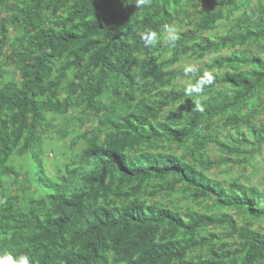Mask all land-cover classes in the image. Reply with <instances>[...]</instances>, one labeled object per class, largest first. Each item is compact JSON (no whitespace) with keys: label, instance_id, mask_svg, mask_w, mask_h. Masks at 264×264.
I'll return each instance as SVG.
<instances>
[{"label":"trees","instance_id":"1","mask_svg":"<svg viewBox=\"0 0 264 264\" xmlns=\"http://www.w3.org/2000/svg\"><path fill=\"white\" fill-rule=\"evenodd\" d=\"M250 1L147 0L138 7V0H0V252L27 253L34 264H264V233L252 222L210 211L183 217L135 197L149 181L167 179L212 198L218 209L264 220V189L227 186L204 172L219 163L211 143L224 152L264 148V127L249 115L264 95V55L248 51L264 43V16L247 12ZM230 9H243L230 29L205 36ZM165 24L180 29L174 45L165 41ZM146 29L157 33L155 46L143 47ZM186 54L217 57L192 71L169 69ZM180 76L192 79L180 97L161 93ZM137 88L159 90L157 98L137 96ZM109 94L123 104L116 118L103 114ZM172 101L185 112L181 125L171 117L155 121ZM79 106L102 116L108 131L89 138L51 178L44 124ZM219 120L236 130L239 147L208 130ZM164 138L189 145L188 157L147 150ZM27 155L43 192L38 198L12 163ZM210 229L221 231L203 235ZM193 246L208 247V255L194 258Z\"/></svg>","mask_w":264,"mask_h":264},{"label":"rangeland","instance_id":"2","mask_svg":"<svg viewBox=\"0 0 264 264\" xmlns=\"http://www.w3.org/2000/svg\"><path fill=\"white\" fill-rule=\"evenodd\" d=\"M247 12L253 13L256 16H264V0H251L247 7ZM243 9H230L225 12L224 18L218 23L219 25L215 29L208 30L204 33L205 36L210 35H222L227 32L231 25V19L233 15H240ZM180 32L178 26H173V31L167 33V36L176 37ZM180 38L181 36H177ZM264 43L262 45L255 44L248 48V51H253L256 54L264 55ZM242 50V49H241ZM227 50L222 51V54H226ZM217 57V54L207 55L204 59H199V56L184 55L181 60L176 64H170L169 69H189L197 64L211 65L213 58ZM138 59L136 56L133 67L134 72L139 71ZM166 58H158V62H162ZM192 79L189 76H180L175 80V85L170 86L167 89H162L161 93L166 94L169 98L180 97V91L182 88L191 85ZM159 90H153L149 92L144 88L138 89L136 94L141 92L146 96L154 98ZM118 95L109 94L103 100L105 101L108 110L104 111L105 116L116 118L121 112L123 104L118 102ZM140 98V97H138ZM157 98V96L155 97ZM154 98V99H155ZM139 100V99H138ZM170 105L165 106L160 116L156 120H163L165 117H171L172 122L177 125L184 121L185 112L179 110V104L170 102ZM135 106V102H133ZM250 117L253 120V124L264 127V95L255 101L253 105V111L249 112ZM102 116H95L92 112L86 110L85 106L74 107L69 112L62 116H51L47 118V122L44 124V154L43 159L45 163L46 173L49 177L55 178L61 175L63 172L64 164L68 157L75 153H80L87 145L89 138L94 135H99L103 138L108 131V124L103 121ZM68 130V135L62 137L61 131ZM215 137L221 142L230 144L232 147L238 146L234 139L236 138V130L231 127H226L221 120L217 121L210 129ZM73 142L77 144L73 145ZM239 147V146H238ZM147 150L153 149L154 153L164 152L175 155L179 158H187L189 153V145L182 144L178 141L164 138L158 143L146 146ZM209 154L213 159L218 160V166L209 171H204L212 180L220 182L224 185H229L231 182L239 181L240 183L249 187H257L259 190L264 189V148L260 151L254 150L251 147L244 146L238 151H222L217 143H211L208 145ZM28 157L14 156L12 163L21 171H24L27 178L30 179V189L35 197H40L43 192L38 186L36 180L35 169L32 161ZM12 180H9V183ZM167 179L151 180L138 191V195L135 197L145 201L147 205L151 203L161 204L165 208L177 212L183 217L191 212H205L210 211L212 213H227L236 219L238 224H244L246 221L253 223V227L264 233V220L253 221L247 217V215L241 210L236 209H218L214 206V201L210 197L196 196L195 191L178 184L173 187L171 184L166 183ZM130 195L135 194L129 188H126ZM19 192V191H16ZM21 201L25 202V198L22 194ZM134 197V198H135ZM132 198V197H131ZM27 204V203H26ZM218 209V210H217ZM221 229H210V232H203V235H209V233H220ZM195 257H205L209 253L208 247L198 248L193 246L190 248Z\"/></svg>","mask_w":264,"mask_h":264},{"label":"clouds","instance_id":"3","mask_svg":"<svg viewBox=\"0 0 264 264\" xmlns=\"http://www.w3.org/2000/svg\"><path fill=\"white\" fill-rule=\"evenodd\" d=\"M146 3L147 0H138L137 6L141 7ZM161 31L163 33H171L172 28L169 25L165 24L163 25ZM141 40H142V45L145 48L155 46V44L157 43V33L152 31L151 29H146L141 36ZM165 41L174 45L175 37L166 36ZM187 71H192V69L189 68L187 69ZM205 76H208V74L205 73ZM189 94L190 95L192 94L191 91L189 92ZM195 110L203 112L204 108L199 103H196ZM0 264H34V258L27 253L13 254V252L11 251L4 250L0 252Z\"/></svg>","mask_w":264,"mask_h":264}]
</instances>
